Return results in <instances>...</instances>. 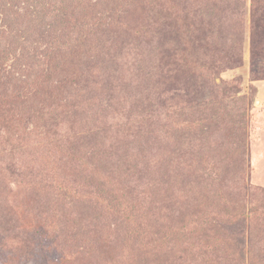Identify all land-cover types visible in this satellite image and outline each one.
Returning <instances> with one entry per match:
<instances>
[{"label": "rangeland", "instance_id": "1", "mask_svg": "<svg viewBox=\"0 0 264 264\" xmlns=\"http://www.w3.org/2000/svg\"><path fill=\"white\" fill-rule=\"evenodd\" d=\"M45 1L0 0V264H206L202 238L176 234L206 226L216 263L264 264V43L253 46L251 0L244 23L232 25L235 55L234 35L218 41L226 68L217 75L171 40L195 52L209 42L213 0L186 1V21L197 22L189 35L159 0L145 1L163 13L145 30L136 28L142 6ZM68 12L79 32L58 34L64 48L77 38L96 50L61 63L50 21ZM36 142L37 165L20 177L4 169L6 153L17 158ZM138 215L146 240L126 231Z\"/></svg>", "mask_w": 264, "mask_h": 264}, {"label": "trees", "instance_id": "2", "mask_svg": "<svg viewBox=\"0 0 264 264\" xmlns=\"http://www.w3.org/2000/svg\"><path fill=\"white\" fill-rule=\"evenodd\" d=\"M30 1H33L35 3L37 1L44 2L45 0H30ZM112 1L119 2L121 5H123V7H128V6L132 5L131 7H129L130 9L134 6H142L143 7L142 10L139 12H143L141 14V16L143 17V15L145 14V17H143L142 20H140V18L137 19L138 25L136 28H138V30H140V29L145 30V26L147 23L146 18L150 17V15L153 16V18L154 17L159 18V17L163 16L162 11H158V13L155 11L156 12L155 16L152 13V10H151L152 6H158V4H156V3L153 4L155 1L153 3L151 1L150 6H147V7H145V5H146L145 1H148V0H134V1L133 0H112ZM159 1H162L161 7H167V8H169L170 11L171 10L173 11V13L169 15L171 19L175 18V20H177V21H183L184 25L187 24L189 26V30H188V28H186L188 30L187 35H189L191 31L195 32V30H196L195 25L197 22L194 24L193 27L192 26L190 27V24L186 21L187 10H191V12L193 13L192 8L188 5H186L187 0H159ZM191 1L195 2L196 0H191ZM184 2H185V4H184ZM213 2H215L216 5L213 7L209 6L205 12L208 14L209 19L211 20L210 22L211 23L213 22V24H214V34L211 37V40L209 42H207L205 39V42H204L205 44L201 45V48L199 49L198 52H195L193 45H190V43H188V42L185 43L186 41L184 40V38L180 39L179 37H176V38H171V40H172V44L175 46V47H173L175 52L184 51L183 59L185 58L186 55H188L190 58L195 59V58H198V56L200 54L203 57V63L205 65H209V69L207 68L208 69L207 71L208 72L210 71L211 75H217L220 72H224L225 71L224 68H226V65L224 64V60H223L224 53H223V49H222V47L223 46L225 47V45H226V40L224 41V38H221V37L225 35V39H227V36L230 35V33L232 35H234L232 37L233 45H232V50L230 51V53H231V55H235L233 53L237 49L235 43L239 40L237 38H239L240 33L237 32L235 30V28H232L233 27L232 25L237 24V23L240 25L243 24L244 21L246 20L247 15H248V11H247V0H213ZM44 3H43V6H44ZM147 8L149 10H147ZM57 11L58 10H56L55 12H57ZM63 12H65V11H63ZM125 14H126V17H125V23L126 24H129V23H127L128 21L134 22L135 17L132 16L133 14H132L131 10H129V12H125ZM172 15H173V17H171ZM249 15L251 18L250 20H251V25H252L251 31H252L253 46L255 49H258L261 47L262 43H264V0H251ZM62 16H63L62 19H64V16H65V20H62L60 17H57V18H55V20L50 21L53 25V28H52L53 34H51V35L49 34V36L52 38L51 40L53 41V47L54 48L66 47V43H65L66 38L59 37L58 36L59 33H62L64 30H68V29L73 30L74 33L79 32V28L77 27L78 22L73 23V21H74L73 16H77L75 13H69L68 12L66 15L64 13H62ZM194 19H195V17H191V21H193ZM200 21L203 22L204 20H200ZM191 23H193V22H191ZM152 28H155V27L152 26ZM147 29H149V28H147ZM231 30H233L234 32L232 33ZM121 34H123L122 39L125 38V40H126L127 38H131L132 42L134 43V45L132 47L135 48L134 49L135 52H137L139 49H140V51L146 50L145 48H142L141 43H138L140 36L134 35V34H131L132 35L131 36L130 34H128L127 31H124V32L121 31ZM65 35H67L68 36L67 38H69L70 33H65ZM164 38H163L164 40L167 39L166 36ZM220 38H221V40H220ZM116 40H117V38H116ZM218 41H221L222 47L220 46ZM79 43H80V41L77 38H76V41L70 40V43H69L67 48H64L63 50L58 49V51L55 52V60H59L62 63L63 60L65 58H67L68 54L70 56H72L75 52L76 53L82 52L83 49H88V50L94 49V50H96L95 44L94 45L91 44V46H88L86 44H81V43L79 44ZM170 47H172V46H170ZM152 50H154V49H152ZM167 51L171 52L169 49H167ZM140 54L142 55V53H140ZM257 54L259 55V58H260V55H262V53H258V52H257ZM261 60H263V59H261ZM142 63L143 64L145 63L144 59H142ZM211 66H212V68H211ZM39 93H40L39 91L36 92V94H34V96L38 95ZM5 116H6V114L1 115L0 117L4 118ZM35 130H37V129L35 128ZM20 132H22L21 128H20ZM14 141H16V143H17L16 145L22 149V147L19 144V142L17 141V139L14 140V139L10 138L8 142L14 144ZM37 144H38V142H36V145L34 143H31L28 147L26 145L23 148V151L21 150L18 153L17 158H15V155H12V153H6L4 155V159H5V161H4L5 162V168L4 169L6 171L10 172L12 175L20 177L22 175L23 170L29 168L28 167L29 164L35 165L36 158L34 156H35L36 152H32V151L37 149V146L39 145V144L38 145ZM40 146H42V144H40L38 146V148ZM24 149H26V150H24ZM15 160H19L21 163H18ZM38 163L39 162H37L36 165ZM17 166H21L20 170H17ZM25 179H22V181H21L22 185H25V181H26ZM206 180H209V179L206 178ZM194 190H195L194 187L192 189H189V191H191V192H193ZM215 192H217V191H215ZM99 199L101 202L104 203V201L107 200L108 198L103 196V197H99ZM205 199H206L205 197L198 198V203H196V204L204 205V203H202V201H204ZM132 200L133 199H131V197H130V198H128V201H126V202L129 205H132L133 204ZM147 202L148 201H146L144 203L146 204ZM225 204L229 205L228 203H225ZM120 205H121V203H119L117 200V206H120ZM143 206H144V204L141 205V207H143ZM235 213H238L237 209L235 210ZM190 214L192 216H195V213L193 210H192V213H190ZM190 214L188 216H190ZM179 215L182 218V216L184 214L179 213ZM241 215L243 216L244 214L241 213ZM196 216L198 219H200L198 217V215H196ZM226 217H227V215H226ZM141 219H142V215H138V217L136 216L133 220H130L129 224L127 225L128 228L126 231L128 233L129 232L135 233V236L137 238L141 237V239L146 240V234L144 233L143 229L136 228V226H137L136 224L139 223V221ZM201 223H203V222H201ZM204 223H206L208 225L207 222H204ZM178 230H177L178 232L176 231L177 240H180V241L183 240L184 236L186 239L187 238L192 239V238L201 237L202 241L204 243L201 246L202 249H200L199 252L203 253V255L205 256L206 264H220V263H216L214 260V256H216V254H218V253L212 251V249H211L212 245L216 244L215 239L211 240L213 231H215L213 228H209L208 226H206V227H201L199 229H193L190 231H183L185 229H182L180 227ZM202 233H203V235H202ZM137 241L138 240L136 239V242ZM188 244H191V243L188 242ZM190 246L192 248L194 245L191 244ZM251 249H252V246L249 247L250 252H251Z\"/></svg>", "mask_w": 264, "mask_h": 264}]
</instances>
